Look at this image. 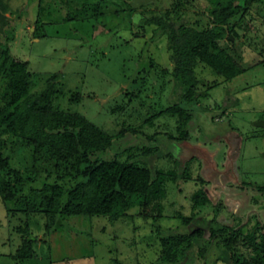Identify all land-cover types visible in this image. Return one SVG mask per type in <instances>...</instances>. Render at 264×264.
I'll list each match as a JSON object with an SVG mask.
<instances>
[{
	"label": "rangeland",
	"instance_id": "obj_1",
	"mask_svg": "<svg viewBox=\"0 0 264 264\" xmlns=\"http://www.w3.org/2000/svg\"><path fill=\"white\" fill-rule=\"evenodd\" d=\"M25 1L0 0V23L17 21L14 17L20 14L33 15L17 21L18 35L12 41L13 52L29 60L34 72L33 92L58 74L62 92L57 105L86 114L113 134L138 127L143 135H127L118 149L132 148L121 156L135 153L142 163L174 170L177 178L165 181L163 216L156 222L144 219L138 204L118 220L107 215H68L63 229L48 234L44 211H33L29 218L35 254L23 260L12 254L23 242L18 227L28 217L21 210L25 205L6 204L0 198V264H153L163 251L158 225L207 228L213 216L235 227L264 232V190L259 187L264 185V126L257 123L264 118V0H249L250 12L234 18L238 35L231 48L245 65L259 62L231 79L204 63L197 66L204 80L199 86L202 95L199 103L190 105V137L184 139L170 137L180 134L178 115L159 113L181 95L172 74L168 35L157 31L155 24L143 25L145 17L180 0ZM179 8L193 22L206 19V0H185ZM6 11L12 15L6 16ZM36 22L39 27L34 32L31 27ZM5 32L6 27L0 28L1 37ZM77 91L83 96L72 101ZM35 157L25 141L15 145L14 161L22 169H33ZM37 157L41 167L56 169L58 161L48 149ZM201 188L209 200L194 204ZM40 196L32 194V206L39 205ZM194 210L197 214L186 226L182 216ZM215 258L210 252L188 264Z\"/></svg>",
	"mask_w": 264,
	"mask_h": 264
},
{
	"label": "trees",
	"instance_id": "obj_2",
	"mask_svg": "<svg viewBox=\"0 0 264 264\" xmlns=\"http://www.w3.org/2000/svg\"><path fill=\"white\" fill-rule=\"evenodd\" d=\"M182 2L185 0L176 1L168 9L143 20V25L155 24L157 31L168 35L170 58L174 63L172 74L181 95L179 101L159 113L178 115L180 134H170L178 139L190 137L188 125L193 118L190 105L199 103L202 95L199 86L204 80L197 73L199 64L204 63L231 79L259 62L245 65L232 52L238 35L234 18L250 12L249 0H206V19L195 22L179 10ZM10 21L4 23L5 36H0V198L6 204H24L21 210L28 214L25 224L18 227L23 233L22 245L12 256L23 260L35 254L29 218L35 210L44 211L48 234L63 229L68 215H107L118 220L129 215L138 204L142 217L156 222L163 216L165 181L176 179L177 172L149 166L146 160L142 163L143 159L135 153L121 156L132 148L118 149L127 135L136 132H140L136 138L143 135L138 127H125L113 134L86 114L57 105L56 98L62 92L58 74L51 75L41 91L33 92L34 72L29 60L12 50L16 29L15 21ZM82 96L77 91L71 100ZM20 141L34 149L33 169L24 170L14 161L15 145ZM46 149L58 161L54 170L37 163V155ZM61 162L65 168H61ZM259 187L264 190V185ZM34 193H40L41 200L39 205L32 206ZM208 200L209 195L202 188L194 195V204ZM196 214L194 210L182 216L186 226ZM157 232L163 251L159 261L153 264H188L197 256L207 258L210 252L216 258L211 262L206 260L205 264H219V261L264 264V232L235 227L216 216L211 217L207 228L164 229L158 225Z\"/></svg>",
	"mask_w": 264,
	"mask_h": 264
},
{
	"label": "crops",
	"instance_id": "obj_3",
	"mask_svg": "<svg viewBox=\"0 0 264 264\" xmlns=\"http://www.w3.org/2000/svg\"><path fill=\"white\" fill-rule=\"evenodd\" d=\"M1 2H3V3H7V2H4V1H1ZM8 2H9V1H8ZM27 2L29 3V1L26 0L25 3H27ZM25 3H24V4H25ZM35 3H37V2H35ZM26 6H27V5H26ZM27 7L30 8L29 5H28ZM5 14H6V16H11V15H12V14L9 13L8 11H6ZM39 15H40V14H39ZM39 15H38V16H39ZM14 18H15V20L17 19V21H19V20L21 21V20H23V19L28 20L29 18H30V19H33V15H30V17H26V16H24L23 14H20V15H16ZM37 18H38V17H37ZM2 19H3V18H2ZM2 19H1V20H2ZM30 19H29V20H30ZM36 20H37V19H36ZM2 21H3V20H2ZM17 21H15V25L17 24V25L15 26V29H16V36L18 35V34H17V33H18V32H17V30H18V22H17ZM43 22H44V23H47L46 21H43ZM4 23H5V19H4V22H3V23H0V28H3V27H4V25H5ZM37 25H38V22H36V25H33V26L31 27V30L34 31V29H37ZM35 31H36V30H35ZM35 31H34V32H35Z\"/></svg>",
	"mask_w": 264,
	"mask_h": 264
},
{
	"label": "water",
	"instance_id": "obj_4",
	"mask_svg": "<svg viewBox=\"0 0 264 264\" xmlns=\"http://www.w3.org/2000/svg\"><path fill=\"white\" fill-rule=\"evenodd\" d=\"M232 38H234L233 35H232ZM257 123L260 124V125H262V126H264V118L261 119V120H259Z\"/></svg>",
	"mask_w": 264,
	"mask_h": 264
}]
</instances>
